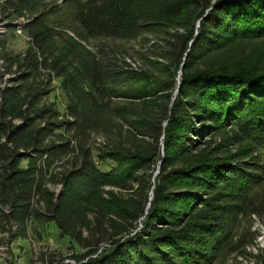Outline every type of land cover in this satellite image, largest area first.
Wrapping results in <instances>:
<instances>
[{
  "label": "trees",
  "instance_id": "trees-1",
  "mask_svg": "<svg viewBox=\"0 0 264 264\" xmlns=\"http://www.w3.org/2000/svg\"><path fill=\"white\" fill-rule=\"evenodd\" d=\"M0 11L28 39L12 55L0 38L1 246L40 242L54 224L82 251L75 264L250 254L264 224V49L233 56L230 44L264 38V0H3ZM112 122L130 139L93 148ZM68 257L43 250L32 263ZM252 258L264 264V251Z\"/></svg>",
  "mask_w": 264,
  "mask_h": 264
},
{
  "label": "rangeland",
  "instance_id": "rangeland-1",
  "mask_svg": "<svg viewBox=\"0 0 264 264\" xmlns=\"http://www.w3.org/2000/svg\"><path fill=\"white\" fill-rule=\"evenodd\" d=\"M2 1L3 0H0V6L2 4ZM23 24L24 21L22 20L11 21L7 19L0 11V38H6L7 46L9 47V51L12 53V55H15L16 53H22L28 44V39L23 36ZM254 40V42L244 39H234L233 41H231L232 43L230 44V50L233 49V51H231L232 55L238 56L240 54L243 55L250 52L249 50H251V45H253L258 51L264 49V38L256 37L254 38ZM237 50H239L240 52L237 53ZM223 55H225V53ZM9 77L10 76H8L7 79H4H6L7 81ZM140 109H145V106H142V108ZM126 126L120 125L115 122L106 124L101 128V130L99 131L100 133L92 135L93 140L90 142V144H92L93 148L95 149L103 147V145L111 141V137L119 136V134L121 137L119 139L121 141L122 139H130L128 130L131 127ZM158 171L159 168L156 169L155 175L158 173ZM252 229L256 232V240L253 245L247 247L248 251H250V254L248 255V253L246 254L245 252H241V254H236L237 258L235 261L234 259L233 261H231V256L228 258L229 261L225 264H254L252 255L255 254L259 249L264 251L263 222L255 221ZM43 231L44 238L40 242H36L31 235H29L26 240L17 239L10 241L7 246L8 248L4 247L2 251H0V264H33L32 262L36 260L38 254L43 250H49L50 253H53L54 256H57V258L68 257L74 252H82L80 250L77 252L76 249H74V251L72 252L73 249L71 248L73 246L71 242L68 241L67 238L60 237L54 224L47 225ZM65 260H67L65 261V264L76 263H74V261L69 257ZM218 264H223V261L220 260Z\"/></svg>",
  "mask_w": 264,
  "mask_h": 264
},
{
  "label": "bare ground",
  "instance_id": "bare-ground-1",
  "mask_svg": "<svg viewBox=\"0 0 264 264\" xmlns=\"http://www.w3.org/2000/svg\"><path fill=\"white\" fill-rule=\"evenodd\" d=\"M2 63V62H1ZM4 246V245H3ZM3 246L0 245V251L4 248ZM6 247V246H5ZM8 248V247H7ZM45 262V261H44Z\"/></svg>",
  "mask_w": 264,
  "mask_h": 264
},
{
  "label": "built area",
  "instance_id": "built-area-1",
  "mask_svg": "<svg viewBox=\"0 0 264 264\" xmlns=\"http://www.w3.org/2000/svg\"><path fill=\"white\" fill-rule=\"evenodd\" d=\"M99 251H100V250H99ZM99 251H98V252H99Z\"/></svg>",
  "mask_w": 264,
  "mask_h": 264
}]
</instances>
